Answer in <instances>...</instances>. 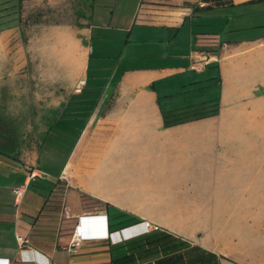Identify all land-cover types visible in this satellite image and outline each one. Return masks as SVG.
Listing matches in <instances>:
<instances>
[{
    "label": "crops",
    "instance_id": "obj_1",
    "mask_svg": "<svg viewBox=\"0 0 264 264\" xmlns=\"http://www.w3.org/2000/svg\"><path fill=\"white\" fill-rule=\"evenodd\" d=\"M262 1L218 7L221 30H211V9L193 12L195 0H138L131 26L166 24L179 33L188 22L185 54L165 64H149L143 47L164 41L157 31L115 26L129 33L95 39L93 8L80 29L42 25L60 74L56 119L70 144L59 164L46 168L43 142L24 151L0 130V264H121L130 253L122 245L144 231L139 223L110 229L108 218L122 212L216 254L220 264H264V28L254 29L264 26ZM232 11L243 22L229 26ZM20 29L18 0H0L1 102L19 91ZM195 52H215L219 60L193 71ZM92 67L106 75L103 82L89 84ZM188 107L204 115L164 125L163 112ZM28 166L43 176L28 180ZM22 185L16 202L13 189ZM83 194L110 207H95ZM78 222L84 239L72 245Z\"/></svg>",
    "mask_w": 264,
    "mask_h": 264
},
{
    "label": "rangeland",
    "instance_id": "obj_2",
    "mask_svg": "<svg viewBox=\"0 0 264 264\" xmlns=\"http://www.w3.org/2000/svg\"><path fill=\"white\" fill-rule=\"evenodd\" d=\"M262 3L264 5V1ZM202 4L204 5V3ZM137 5L138 0H61L53 6H50L45 0L28 1L24 4L22 1L20 7L21 69L19 72V91L18 94H14L13 99L0 101V130L5 134H13L14 139L18 141V145L24 151L36 148L39 143L43 142L39 145V152L40 161L44 167L47 168L48 165L56 167L59 164V159L69 146L70 139L61 138L63 135L60 126L63 122L56 119L60 114V110H57L61 94L59 88L60 74L57 71L56 59L52 58L50 54L49 43L45 42L41 36L45 31V26L42 25L67 22L75 24V27L80 29L88 20V16L91 15L90 8H93L90 19L96 27L93 32L95 39L105 33H109L111 36L121 35V33L127 34L129 30L115 26H131L130 22L132 23V21L130 20H132L133 11ZM219 9L221 8L210 10V20L208 21L213 24L211 30H221V26L216 25L220 22ZM232 13L233 17L229 26L243 22L240 16L234 15L237 14L236 11H232ZM263 13L259 16L260 24H264ZM246 20L244 19V21ZM187 24L188 22L179 33H177V27L166 24L162 26L161 30H152L153 28L142 27L137 24L131 27L134 26L136 33L142 30L143 34L157 31V34L164 36L162 43L148 41L143 43V47H147L149 49L148 54H151L149 55L151 58L147 60L149 64H165L174 61L177 58L175 57L176 54H185L190 36ZM106 26L110 27V30L104 31ZM201 26L203 27V25ZM262 28L264 26L254 27L256 30ZM248 31V29L240 30L239 33L246 34ZM78 36L81 37L80 34ZM174 36L176 37L174 38ZM29 39L34 40L29 41ZM161 49L164 53L162 57L160 55ZM92 61L94 63V58ZM97 76L100 77L97 79ZM105 76V74L96 73L92 67L88 75L89 84L97 81L101 83ZM47 123L49 124L47 126H52L45 132L44 128ZM43 190L44 193H48L50 187H44ZM32 193L31 190L30 195H33ZM94 206L102 207L98 203H95ZM117 249L118 252L124 253L123 248ZM169 253H171L170 250L163 252L164 255ZM154 257H143V259L140 258L129 264L142 263L141 261L145 263ZM157 261L158 259L154 260L155 263Z\"/></svg>",
    "mask_w": 264,
    "mask_h": 264
},
{
    "label": "trees",
    "instance_id": "obj_3",
    "mask_svg": "<svg viewBox=\"0 0 264 264\" xmlns=\"http://www.w3.org/2000/svg\"><path fill=\"white\" fill-rule=\"evenodd\" d=\"M23 0H18L19 6V21L21 24V14L20 7ZM196 5L193 7V12L199 10H210L213 8L222 7L225 5H230L232 0H195ZM200 3L204 5L200 6ZM16 10H14V13ZM160 99V97H159ZM214 113V109L211 110ZM204 115L199 108L188 107L181 110H170L163 112L164 125L171 126L184 119L197 118ZM82 197L85 200L90 201V203H98L102 207L108 209L109 204L103 203L102 201L92 198L88 195L83 194ZM143 219L136 217L133 214L126 212L119 213L116 216L108 218L109 228H123L126 226L134 225L140 223ZM143 241V243H142ZM122 246H128V251L130 253L123 255L117 260L122 261L121 264L131 263L143 257L153 255L157 252H167L170 250L171 253L166 254L164 257L158 259L155 262H145L143 264H220V257L216 254L203 249L197 245H191L185 240H180L179 237L167 234L164 231L147 232L136 237L129 239ZM156 248H159L156 250ZM172 250V251H171ZM134 255H139V257H133ZM176 259V260H175ZM175 260V261H171ZM151 262V263H150Z\"/></svg>",
    "mask_w": 264,
    "mask_h": 264
},
{
    "label": "built area",
    "instance_id": "obj_4",
    "mask_svg": "<svg viewBox=\"0 0 264 264\" xmlns=\"http://www.w3.org/2000/svg\"><path fill=\"white\" fill-rule=\"evenodd\" d=\"M218 60H219L218 55L215 52H206L201 54L195 52L193 55V60L189 65V69L199 72L204 70L208 64L214 61L217 62ZM27 170H28V175H27L28 180H34L37 178H41L43 176L41 171L36 167L28 166ZM24 189H25V185L13 189L16 202L19 201V199L21 198ZM88 216H95V214H86L83 215L82 217H88ZM139 224H142L144 226L143 233L162 231L161 227L158 224H155L149 220H143ZM83 239H84V229L82 224L78 222L73 230L72 245L79 244ZM1 261H3L1 264H8V259H1Z\"/></svg>",
    "mask_w": 264,
    "mask_h": 264
}]
</instances>
